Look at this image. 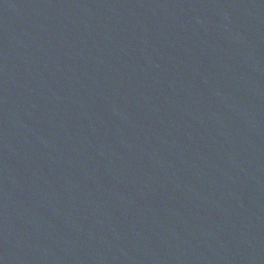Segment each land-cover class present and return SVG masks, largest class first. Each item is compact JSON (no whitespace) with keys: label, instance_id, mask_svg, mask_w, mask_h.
<instances>
[{"label":"water","instance_id":"obj_1","mask_svg":"<svg viewBox=\"0 0 264 264\" xmlns=\"http://www.w3.org/2000/svg\"><path fill=\"white\" fill-rule=\"evenodd\" d=\"M130 264H264V0H153Z\"/></svg>","mask_w":264,"mask_h":264}]
</instances>
